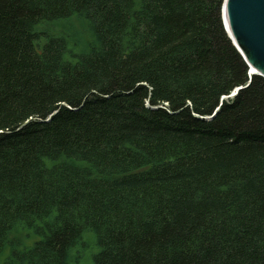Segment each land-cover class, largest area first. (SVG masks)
<instances>
[{"label": "trees", "instance_id": "obj_1", "mask_svg": "<svg viewBox=\"0 0 264 264\" xmlns=\"http://www.w3.org/2000/svg\"><path fill=\"white\" fill-rule=\"evenodd\" d=\"M222 3L0 0L5 264L87 231L92 264H264V78ZM70 18L89 35L44 27Z\"/></svg>", "mask_w": 264, "mask_h": 264}, {"label": "water", "instance_id": "obj_2", "mask_svg": "<svg viewBox=\"0 0 264 264\" xmlns=\"http://www.w3.org/2000/svg\"><path fill=\"white\" fill-rule=\"evenodd\" d=\"M221 16L228 37L249 68V75L264 78V0H223Z\"/></svg>", "mask_w": 264, "mask_h": 264}, {"label": "rangeland", "instance_id": "obj_3", "mask_svg": "<svg viewBox=\"0 0 264 264\" xmlns=\"http://www.w3.org/2000/svg\"><path fill=\"white\" fill-rule=\"evenodd\" d=\"M77 19L70 18L69 20L56 22L54 25L44 24V27L51 28L54 31L64 29L68 31V29H70V32H77L78 30L82 34H86V36H88L89 32L87 31L85 22ZM12 236L19 240V248L31 245L33 240L36 239L35 235H26V232L23 236V232L19 227L12 232ZM97 250L98 245L96 243L94 235L89 231L84 232L82 238L78 241V243L70 249L68 264H92V254ZM10 258L11 246L9 243H7L0 253V264H5Z\"/></svg>", "mask_w": 264, "mask_h": 264}]
</instances>
